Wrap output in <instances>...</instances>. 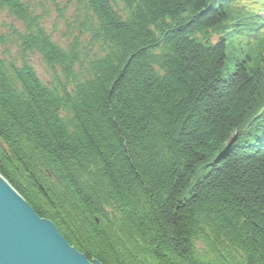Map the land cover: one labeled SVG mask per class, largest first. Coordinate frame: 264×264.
I'll use <instances>...</instances> for the list:
<instances>
[{
  "label": "trees",
  "instance_id": "obj_1",
  "mask_svg": "<svg viewBox=\"0 0 264 264\" xmlns=\"http://www.w3.org/2000/svg\"><path fill=\"white\" fill-rule=\"evenodd\" d=\"M52 7L0 0V177L88 262L264 264V0Z\"/></svg>",
  "mask_w": 264,
  "mask_h": 264
},
{
  "label": "water",
  "instance_id": "obj_2",
  "mask_svg": "<svg viewBox=\"0 0 264 264\" xmlns=\"http://www.w3.org/2000/svg\"><path fill=\"white\" fill-rule=\"evenodd\" d=\"M0 264H100L70 247L0 177Z\"/></svg>",
  "mask_w": 264,
  "mask_h": 264
},
{
  "label": "rangeland",
  "instance_id": "obj_3",
  "mask_svg": "<svg viewBox=\"0 0 264 264\" xmlns=\"http://www.w3.org/2000/svg\"><path fill=\"white\" fill-rule=\"evenodd\" d=\"M24 2H31L33 4H40L44 7V9L48 12L47 19L43 22L44 30L50 34L51 39L58 43L59 45H64V40L60 38L61 34L65 31L64 26L60 21L57 19V13L52 7V2L59 7L61 10L65 6L66 0H22ZM71 9L68 8L64 12V16L68 17L71 14ZM260 16L264 19V12L260 14ZM0 25L5 26H13L15 28L19 29V25L14 22L13 20L7 18V16L0 12ZM5 30V29H4ZM3 30V32H4ZM3 51L2 48H0V53ZM11 57L15 55V50L12 48H9L8 50ZM27 62L30 64V66L33 68L36 76L39 78L40 81L46 83L47 82V76L45 75L43 68L41 67L40 61L37 56H33L29 59H27ZM229 65V64H228ZM227 65V66H228Z\"/></svg>",
  "mask_w": 264,
  "mask_h": 264
}]
</instances>
